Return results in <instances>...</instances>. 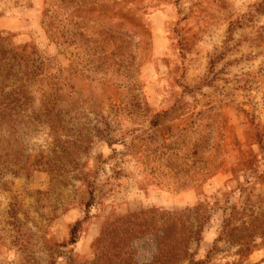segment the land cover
Here are the masks:
<instances>
[{"label": "rangeland", "instance_id": "374dc122", "mask_svg": "<svg viewBox=\"0 0 264 264\" xmlns=\"http://www.w3.org/2000/svg\"><path fill=\"white\" fill-rule=\"evenodd\" d=\"M47 2L0 0V31L36 48L46 81L35 91L55 84L69 135L90 134L91 143L74 167L7 176L0 264H92V244L112 215L194 212L199 203L213 211L192 245L194 260L237 262L235 247L213 244L232 206L264 214V0ZM46 7L56 39L41 25ZM108 29L118 33L114 41ZM90 49L112 55L94 60ZM26 143L31 162L40 149L51 156L40 137ZM79 171L97 188L87 216V189L72 178ZM249 183L256 196L246 202ZM79 220V240L69 245ZM190 225L198 223L191 217ZM133 245L134 263L150 264L155 243ZM240 263L264 264V249Z\"/></svg>", "mask_w": 264, "mask_h": 264}, {"label": "trees", "instance_id": "16d2710c", "mask_svg": "<svg viewBox=\"0 0 264 264\" xmlns=\"http://www.w3.org/2000/svg\"><path fill=\"white\" fill-rule=\"evenodd\" d=\"M56 0H48L47 6L55 5ZM115 15V14H114ZM41 25L48 39H56V16L50 14L49 8L44 10ZM82 17L81 15H78ZM113 16V15H112ZM83 18V17H82ZM85 19V18H84ZM114 30H107L105 34L110 41L117 36ZM120 34V33H119ZM70 38H74L70 35ZM13 35L0 31V186L5 187L7 176L12 178L24 177L29 179L33 168L39 167L43 171L52 173L62 167H70L74 158L82 150L86 153L91 143V135L79 136L73 140L69 135L67 125H63V110L57 107V98L61 91L56 85L48 82L47 91H35L37 85L43 86L44 59L31 43L14 45ZM94 60L108 57L112 54H96L90 49ZM46 79V78H45ZM41 93V95H40ZM57 130H59L58 133ZM64 130V131H63ZM69 130V131H67ZM65 132H67L65 134ZM40 137L42 148H49L50 155H44L40 149L31 162L27 140ZM64 140L62 142V139ZM68 139V140H67ZM113 144V142H111ZM113 159V158H112ZM62 166V167H61ZM74 167V166H72ZM114 174L120 169L114 167ZM59 175L56 174L58 178ZM53 177L52 178H55ZM83 183L87 189L89 200L85 203L86 216L93 205L97 188L89 180L88 174L79 171L72 177ZM254 186L249 183L242 187L246 192V202L254 194ZM102 192V191H101ZM230 216L219 231L214 241L235 247L232 254L237 262L225 264H241L250 253L258 248L264 249V214L250 211L246 213L241 206H232ZM213 209L209 204L199 203L190 208L166 211L163 209H142L128 212L124 215H112L101 225L98 237L92 244L94 261L92 264H135L134 242L150 239L155 243L150 264H201L194 260L191 252L192 245L198 244L202 226L209 220ZM191 217L198 223L197 228L190 225ZM83 220L76 221L69 231V245H75L79 240V233ZM260 241L259 243H257ZM126 255V257H122ZM115 257L117 261L113 262Z\"/></svg>", "mask_w": 264, "mask_h": 264}]
</instances>
